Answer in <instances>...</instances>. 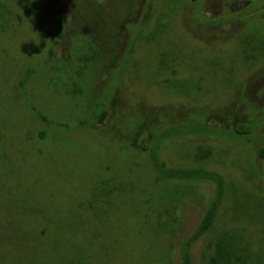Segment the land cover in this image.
Wrapping results in <instances>:
<instances>
[{
    "label": "rangeland",
    "instance_id": "1",
    "mask_svg": "<svg viewBox=\"0 0 264 264\" xmlns=\"http://www.w3.org/2000/svg\"><path fill=\"white\" fill-rule=\"evenodd\" d=\"M149 1V32L162 22L161 44L142 42L130 59L132 25ZM28 2L15 4L6 30L0 12V264H166L169 252V262L181 264L180 243L199 225L214 185L195 183L193 198L182 190L189 183L156 181L145 146L156 148L152 132L185 124L214 132L163 139L160 159L171 167L202 163L234 185L221 217L253 240L262 263L264 62L249 68L240 41L264 29V0H61L65 32L52 61L47 30L56 8ZM235 14L243 18L206 22ZM81 24L101 34L93 41L97 62L83 79L72 41ZM171 47L180 56L159 73V55ZM58 66L72 72L70 81L54 72ZM201 76L198 96L164 82L190 79L193 86ZM246 124L249 138L234 136ZM201 145L213 154L198 162ZM159 211L172 226L166 235L155 225ZM207 245H194L195 264H205Z\"/></svg>",
    "mask_w": 264,
    "mask_h": 264
},
{
    "label": "trees",
    "instance_id": "2",
    "mask_svg": "<svg viewBox=\"0 0 264 264\" xmlns=\"http://www.w3.org/2000/svg\"><path fill=\"white\" fill-rule=\"evenodd\" d=\"M30 0H2L0 4V12L2 16L5 17V30L10 28L11 25H14L12 22L15 11V4L25 2L31 6ZM56 8V18L54 21H51L52 32L47 30L50 37H48L47 41H51L48 52H47V61H52L54 57L55 48L60 44L61 38L65 32L64 25V11L61 0H47ZM154 1L147 2L144 11L142 13L141 19L134 25H132L133 34L131 33L132 41L129 45V51L127 52L128 58H132L133 54L140 46L142 42L147 43H155L152 41H156L157 45H160L161 42H157L158 37L163 32L161 27L162 22L157 24V27L149 32V27L151 23V19L153 17L154 12ZM33 7V6H32ZM239 18H243L242 16L235 14L231 17L225 19V17L221 16L220 18L206 20L207 23H212V25H218L225 22H230L231 20H236ZM83 25L81 24V29L79 28L78 32L73 37L72 41H77L79 48L77 51V62L80 64L79 68L76 70L79 78L83 79L85 76H88L91 72V69L97 62V58L99 56V47L93 41H101L98 34L99 32H95L93 30L87 29L86 27L83 29ZM256 33L251 37L240 41L241 43V54L243 56L244 61L248 64V67L256 65L257 63L264 62V29H256ZM73 42V44H74ZM181 53L180 50L173 49L172 47L169 49H165L159 55V73H162L163 70H172L175 65L174 61H172V57H178ZM69 54V53H68ZM124 60V62H127ZM54 72L60 71V73L65 74V80L70 81L72 72L69 73L68 69L63 71L58 67H53ZM233 73L234 68H231L229 71V76L225 78V83L230 85L233 81ZM33 74V72H32ZM31 76L26 73L22 75V79L20 85L22 89H25L27 83L32 79ZM204 77H199L197 79V83L194 82L195 85H191L190 79H167L164 81L169 89L172 91H177L179 94H184V89L189 87V91L195 93L198 96L199 92L204 91L206 85H204ZM78 82H73V87H75ZM179 85V87H177ZM184 86V87H181ZM184 88V89H182ZM83 92V91H82ZM86 93V92H84ZM186 93V92H185ZM73 94V92H71ZM101 114L98 117L99 121H103L105 115L107 114V110L105 109V105H100ZM99 108V109H100ZM96 118V116H94ZM253 129L249 124L242 125L235 129L233 132L234 136L238 138H245L248 135H251ZM214 130L199 124H185L182 126H177L173 128H169L168 130L162 131L160 133H151L152 138L154 139V144L156 148L153 146H145V148L149 151L152 165L154 170L157 173L156 181L166 180L175 182H182L184 184L189 183V186L184 185L183 191L186 194H190L191 197H195L196 193L193 192V185L195 183L201 181L212 182L214 185V192L211 199L207 202V206L205 208V212L200 220L199 225L195 229V231L188 237L182 240L180 243V260L181 264H195L193 258V247L194 245L200 241L205 240L208 245L206 248V256L204 259L205 264H264V261L261 263L260 260H257V252L254 251V244L251 238L247 237L245 233L240 231L236 227H230L228 225V221H223L221 217L224 211V202L232 196V189L234 185L221 173L207 169L202 166V163H198L196 167H171L168 164L160 159V145L162 140H169L180 138L185 135L191 136L195 134H210L213 133ZM196 159L198 162L208 160L212 154L213 149L210 146L201 145L196 149ZM260 155L264 158V147L260 149ZM179 189V188H175ZM181 189V188H180ZM230 194V195H229ZM240 205H237L239 207ZM157 222L156 228L162 232L163 234H167L168 231L172 229L169 219L163 220L159 214L156 212ZM253 216L252 214H250ZM235 218H239V216L232 217V220ZM42 235L45 236L46 232H42ZM41 241V239H39ZM264 243V242H263ZM264 246V244H262ZM172 253L169 252L167 263L169 262V258H171Z\"/></svg>",
    "mask_w": 264,
    "mask_h": 264
}]
</instances>
